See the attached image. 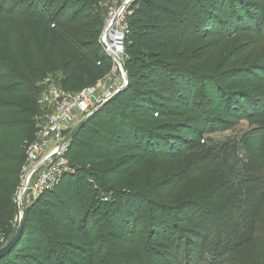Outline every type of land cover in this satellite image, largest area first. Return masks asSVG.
I'll return each mask as SVG.
<instances>
[{"label":"rangeland","instance_id":"1","mask_svg":"<svg viewBox=\"0 0 264 264\" xmlns=\"http://www.w3.org/2000/svg\"><path fill=\"white\" fill-rule=\"evenodd\" d=\"M67 1L69 0H56L54 6L48 7L46 10L40 8L34 12L37 16L48 19L53 17L56 14L55 11L64 6ZM112 1L103 0L98 4V7L104 8V13H106V9ZM147 1L134 0L131 8L139 3L141 13H146L148 10L151 13L152 6L149 4L147 6L145 4ZM19 2L20 0H0L1 56H11L13 53L9 42L10 33H13L11 31L13 25H15L14 29H18L14 30L17 47H23L25 38L30 37L31 31L26 32L30 27L26 19L23 24L18 26L15 24L16 22L12 21L15 18L10 20L7 16L1 15V12L12 9ZM204 4L203 6L193 5L192 10L187 14L168 13L163 10L153 13L159 21L161 30L156 43L161 46L156 48L155 53L167 54V61L160 57L165 67L170 66L186 71L191 69L194 73L193 76L179 74L177 79L173 80L176 81V86L183 87L180 92L178 89L172 90L168 86L170 80L173 79L169 73L171 68H167V71L164 70L146 81L147 87H156V91L162 92V95L159 98L154 97L152 102V106H154L152 112H158L159 116L150 118L152 113L147 112L144 118H140V121H148L146 127L153 128L163 123L166 124L165 130L154 131L164 138L159 143L165 149L151 145L145 150L147 153L144 154L142 148L137 149L134 145L127 143L126 145L134 148L127 150L128 154L141 153L143 155L141 160L131 168L129 175L112 183L108 191L99 190L98 201L93 206L94 209H99L97 215H94V210L90 215L88 211L77 210L73 228L79 226L82 221H86L89 231L99 228L104 223L101 214L108 205L103 204L105 203L103 197L112 202L118 195V191L128 194V192L144 188V191H148L144 192V197L151 201L150 206L147 203L138 206H133L134 203H132L126 206L121 214L116 215L117 220L111 224L108 236L97 238V233L93 232L91 243H84L83 239L71 241L75 248L62 252L56 251L59 256H63L60 261L55 259L56 264H264V248L253 253L234 252L226 256L222 255L227 245L225 241V233L228 231L226 225H221L218 222L209 224L208 222L209 229L207 231L213 232V241L204 245L203 240L194 234L199 233L196 232V229L199 228L197 223L200 221L188 223L186 220L182 222V217L190 216L192 219L201 214L206 217L210 212H213L211 216L213 219L215 216L219 218L228 216L229 213L226 210L220 209L221 203L216 206V202H214V205L207 210L202 206V204H209V201L203 200L207 193V197L211 195L209 185L218 181L217 173H227L235 163L239 169L248 161L247 156L252 155L255 158L260 156L256 149L259 147V138L264 137V129L251 123V117L264 114V0H217V3ZM75 9L76 6L68 4L66 10L59 14L60 22H66ZM198 9H202L203 14H200ZM130 17L134 18V14L131 12ZM74 27L76 26L74 25ZM54 31L59 30L57 27L49 26L42 29L40 38L31 37L32 44L37 45L39 54L44 56L43 53L50 49V37ZM44 32L47 33L48 41L44 40ZM71 38L76 41L86 40L81 34ZM55 49L57 56L61 57L62 47L56 46ZM134 54L143 58L150 55V52L143 47H138L129 38L122 60L124 67ZM154 57L156 56L154 55ZM56 68L59 69V64L56 65ZM58 75H56V79L57 77L60 79ZM56 79L52 75H47L45 80L35 85L37 92L33 97L37 101L39 110V115L34 122L35 131L38 130L52 109L53 94L50 89L52 91L60 90ZM9 83L8 80L0 82V87ZM98 84L99 81L91 85L86 84L75 90ZM121 84L109 72L100 83L98 94L110 91L111 87L114 92L120 88ZM125 88L126 86L118 92L115 91L107 103L95 111L97 114L98 111L103 110L93 119L95 122L89 124L88 129L82 132V137L93 135L98 126L108 121L114 115L111 111L113 108L121 111L122 106L119 101L109 103ZM166 89L167 93L164 94L163 91ZM180 93L183 97L180 96ZM17 97H21V95ZM26 97L22 96L21 99ZM15 99V96L6 97L0 93V100L13 101ZM130 111L131 109H127L128 113ZM163 111H167L171 115L163 118ZM183 125H187L188 130H181L180 127ZM24 138L21 137L18 141V148L22 153L32 139ZM181 139L204 140L207 148L227 145L226 151L230 154L228 164L216 163L214 168L210 166L208 169L200 167L193 175L190 174L193 168L182 171L194 155L185 154L186 148L182 146ZM153 141L157 142L155 139ZM69 145L76 151L88 150L91 153L94 150L84 143L81 144L76 137ZM177 153L182 154L174 157ZM212 163L213 161L210 162V164ZM92 166L93 163L87 161L69 163V167L72 169L70 176L73 177L61 185L54 194L48 196L51 205L49 214L53 219H58L56 207L60 206V202H63L62 198L67 191L71 195L68 203L72 205L75 203L76 190L79 187L76 180L78 170L90 169ZM217 166L218 168H216ZM182 177L185 178L184 182L174 184V180H179ZM84 185L86 186V184ZM173 185L176 186L175 189ZM202 196L203 199H200ZM187 200L193 203L191 208L180 210L175 215L170 214L171 210H167L169 203L175 205ZM130 201L135 202V199ZM161 205H165L164 211L158 212L157 208ZM196 205H200L203 211L201 209L198 212ZM195 212L197 213L194 214ZM150 220L152 223L155 220L156 224H159L158 228L149 227ZM18 222L17 209L11 232L9 234L0 233L4 238L3 247L14 237ZM187 227H190L191 230L187 233L183 232L182 230ZM262 229H264V225Z\"/></svg>","mask_w":264,"mask_h":264},{"label":"trees","instance_id":"2","mask_svg":"<svg viewBox=\"0 0 264 264\" xmlns=\"http://www.w3.org/2000/svg\"><path fill=\"white\" fill-rule=\"evenodd\" d=\"M102 1L69 0L55 11L56 14L53 17L48 19L37 16L34 10L40 8L46 10L48 7L54 6L56 0H20L12 9L1 12L2 16H7L10 20L15 18L12 21L16 22L15 24L18 26L23 24L26 19L30 25L28 29L25 27L26 32L31 31V33H29L28 39L25 38L24 46L17 47L14 30L18 29H14L15 25H13L11 30L13 33H10L11 39L9 40L13 53L11 56L0 55V82L10 81L9 84L0 87V93L6 97H16L13 101L0 100V233L9 234L11 232L17 215L14 196L18 186L20 167L24 159V153L18 148V141L21 137L22 139L25 137L24 139L32 138L31 142L37 132L34 122L39 115V110L37 101L33 97L37 92L35 85L45 80L47 75H52L56 79V75L59 74L60 79L58 77L56 79L59 88L65 92L74 93L86 88L75 90L86 84L97 83L110 72L111 62L105 57L99 40L108 8L114 0L106 9V13H104V8L98 7ZM212 2L217 3V0H148L145 4L152 6L151 13L148 12L150 10L141 13L139 3L130 9L134 18L128 19L130 30L128 39L131 38L138 47L147 49L150 55L141 58L140 55L134 54L132 59L127 61L125 65L127 86L109 103L119 101L122 106L121 111L113 108L111 111L114 115L108 121L98 126L93 135L82 137V132H85L89 124L95 122L93 119L103 112V110L98 111L77 134V141L86 144L89 148H94V150L89 153L88 150L76 151L72 149V146H68L66 154L69 163L79 161L93 163L90 169L78 170L76 180L79 187L76 190L75 203L73 205L68 203L71 195L67 191L62 198L63 202H60V206L56 207L58 219H53L49 214L51 205L48 196L54 194L61 185L73 177L66 175L57 188L41 195L24 211L21 237L16 246L0 260V264H56L55 259L60 261L63 258L56 251L62 252L75 248L71 241L83 239L84 243H91L93 232L97 233V238L108 236L111 224L117 220L116 215L121 214L126 206L132 203H134L133 206L143 203L150 206L151 201L144 197V192H148L144 191V188L136 189L135 192L131 191L128 194L118 191L114 201L110 202L108 199L103 203L108 205L107 209L102 214L100 213L104 218V223L99 228L89 231L86 221H82L79 226L73 228L76 222L75 212L77 210L88 211L90 215L94 210V215H97L99 209H94L93 206L98 201L99 190L108 191L112 183L129 175L131 168L141 160V156H143L141 153L128 154L127 150L134 148L126 145L127 143L134 145L137 149L142 148L144 154L147 153L145 150L151 145L165 149L159 143L164 138L154 131L165 130L166 124L163 123L153 128L146 127L148 121H140V118H144L147 112L152 113L150 118L159 116L158 112H152L154 107L152 102L153 98H159L162 92L156 91V87H147L146 81L164 70L167 71V68H171L169 73L173 79L170 80L168 86L170 89H178L180 92L183 87L176 86V81L173 80H176L179 74L194 75L191 69L186 71L170 66L165 67L160 57L167 61V54L155 53L156 48L161 46V44H156L161 30L159 21L153 13L163 10L168 13L187 14L192 10L193 5L203 6L204 3ZM68 4H73L76 9L66 22H60L59 14L66 10ZM197 11L203 14L202 9ZM49 26L57 27L59 31L51 33L50 49L46 50L43 56L38 53L37 45L32 44L31 37L40 38L42 29ZM77 34H81L86 40L76 41L71 38ZM43 37L45 41H48L46 32L43 33ZM56 46L62 47L61 57L56 54ZM57 64H59V69L56 68ZM163 93H167V89ZM19 95L27 97L21 99V97H17ZM181 95L182 93H180ZM127 109H131L130 113L127 112ZM170 115L169 112L163 111V118ZM251 123L264 129V114L251 117ZM180 129L188 130V127L183 125ZM153 139L157 142L155 143ZM181 141L182 146L186 148L185 154L194 155L182 171L193 168L190 173L193 175L200 167L208 169L210 166L214 168L216 163L228 164L230 154L226 151L227 145L207 148L204 140L181 139ZM256 151L260 156L257 158L252 155L247 156L248 161L239 169L235 163L227 173H217L218 181L209 185L211 195L207 197V193L204 199L203 196L200 197L204 201H209L207 205L202 204L206 210L212 207L214 202H216V206L221 203L220 209L229 213L227 217L215 216L213 219L211 218L213 212L207 214L206 217L204 214L194 216L192 219L190 216L182 217V222L186 220L188 223L200 221L197 223L199 228L196 229V232L199 233L194 234L203 240L204 245L213 241V232L207 231L209 229L208 222L209 224L218 222L221 225H226L228 231L225 233V241L227 245L222 254L225 256L234 252L253 253L264 248V229H262L264 225V137L259 138V147ZM180 154L182 153H177L174 157ZM253 160L255 161L252 162ZM211 161H213L212 164H210ZM184 181L185 178L182 177L173 182L181 184ZM175 188L176 186H174ZM67 190L70 189L67 188ZM133 199L135 202L130 201ZM192 205L190 200L175 205L169 203L167 210H171L170 214L175 215L180 210L191 208ZM196 206L198 212L201 209L203 211L200 205ZM164 207L165 205L159 206L157 211L163 212ZM242 208L246 209L242 211ZM157 225L159 224H156L155 220L153 223L151 220L149 221V227L153 226L156 229ZM187 228L182 231L187 233L191 230L190 227Z\"/></svg>","mask_w":264,"mask_h":264},{"label":"built area","instance_id":"3","mask_svg":"<svg viewBox=\"0 0 264 264\" xmlns=\"http://www.w3.org/2000/svg\"><path fill=\"white\" fill-rule=\"evenodd\" d=\"M133 2L134 0L113 1L108 8L99 40V43L104 45V48H101L105 57L111 62L110 74L122 83L120 88L115 90L117 92L127 86L122 60L130 34L128 19ZM102 80L96 86H89L74 93L50 89L53 94L52 109L39 126L33 140L25 147L14 196L18 213L20 206L25 211L41 195L53 191L66 175H70L72 169L66 158L67 146L63 143L82 120L92 115L112 97L115 92H112L113 87L110 91L98 94ZM107 201L105 198L104 202ZM3 239L0 236V248L3 247Z\"/></svg>","mask_w":264,"mask_h":264},{"label":"water","instance_id":"4","mask_svg":"<svg viewBox=\"0 0 264 264\" xmlns=\"http://www.w3.org/2000/svg\"><path fill=\"white\" fill-rule=\"evenodd\" d=\"M102 48H104L103 43H100ZM122 70L123 72L126 74V69L125 67L122 65ZM127 82V80H126ZM96 112H94L92 115H94ZM90 115L89 117L85 118L84 120H82L70 133L69 135L66 137L63 145L67 146L69 145V143L77 136V134L81 131V129L84 127V125L86 124V122L88 121V119L92 116ZM23 217H24V211L22 209V207H19V222H18V226H17V231L14 235V237L12 238V240H10L9 243H7L5 245V247H2L0 249V260L6 256L18 243L20 237H21V233H22V228H23Z\"/></svg>","mask_w":264,"mask_h":264}]
</instances>
